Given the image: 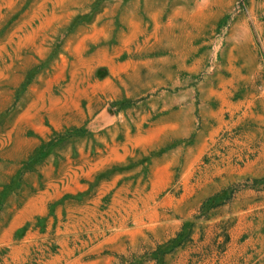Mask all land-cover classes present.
<instances>
[{"label":"rangeland","instance_id":"rangeland-1","mask_svg":"<svg viewBox=\"0 0 264 264\" xmlns=\"http://www.w3.org/2000/svg\"><path fill=\"white\" fill-rule=\"evenodd\" d=\"M0 264H264V0H0Z\"/></svg>","mask_w":264,"mask_h":264}]
</instances>
